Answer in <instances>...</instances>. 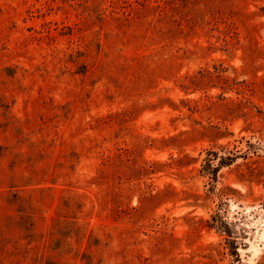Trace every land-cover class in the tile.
Here are the masks:
<instances>
[{
    "label": "rangeland",
    "instance_id": "1",
    "mask_svg": "<svg viewBox=\"0 0 264 264\" xmlns=\"http://www.w3.org/2000/svg\"><path fill=\"white\" fill-rule=\"evenodd\" d=\"M0 264H264V0H0Z\"/></svg>",
    "mask_w": 264,
    "mask_h": 264
},
{
    "label": "trees",
    "instance_id": "2",
    "mask_svg": "<svg viewBox=\"0 0 264 264\" xmlns=\"http://www.w3.org/2000/svg\"><path fill=\"white\" fill-rule=\"evenodd\" d=\"M204 74H207V73H205L203 70H200L198 75L203 76ZM195 78H196V76H192V77L190 76L188 78V80L190 81L191 85H194L193 84V80H195ZM188 86H190L188 83L181 84L182 88H189ZM118 158H119L120 161H122V156L121 155H119ZM231 160H232L231 158H221L220 161L215 165V163H214L215 159H213L211 157L207 158V160H206V168H205L206 173L208 175H210L213 180H217V172H218L219 168H221L224 165H229ZM156 167H158L157 163L151 164V171L155 172L156 169H157ZM98 174H101L100 177H99L101 180H105L108 177L107 174L104 171H101V170L99 171ZM117 177L120 178V176H117ZM45 189H50V188H48V187L41 188V190H45ZM110 192H112V200H113V203H112V206H111L110 210L113 211V213H115L117 215H120V212H119V207H120V205H119L120 204L119 195L117 193H114L113 190H111ZM166 193H167V191H163L161 193L153 194V195L150 196V198L152 200L153 199H160V198L165 197ZM13 195L16 198L21 199V195H19V192H16ZM145 206H148V205H145ZM145 206H143V208ZM16 207H15L16 209H14V210L17 212V214H19L20 218H24V217H28L29 216L27 213H25V211L21 210L19 205H17Z\"/></svg>",
    "mask_w": 264,
    "mask_h": 264
}]
</instances>
